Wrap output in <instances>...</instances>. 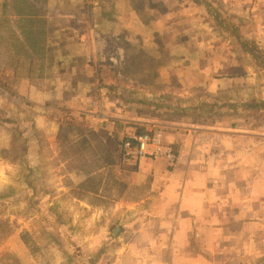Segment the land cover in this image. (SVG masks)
Segmentation results:
<instances>
[{"label":"rangeland","instance_id":"obj_1","mask_svg":"<svg viewBox=\"0 0 264 264\" xmlns=\"http://www.w3.org/2000/svg\"><path fill=\"white\" fill-rule=\"evenodd\" d=\"M63 3L61 9L75 12L78 2ZM132 4L154 31L103 34V46L94 51L97 86L105 87L102 75L111 81L103 96L91 99L101 104L114 99L120 107L113 110L116 121L104 116L106 106L99 112L93 101L84 105L81 100L82 111L50 113L57 120L51 123L48 42L42 32L48 0H0V264H100L106 259L107 235L115 237L111 229L119 220L112 210L95 207L125 194L128 173L115 166L112 154L131 132L160 133L163 139L157 125L147 128L118 118L165 126L236 115L225 113L226 106L257 100L262 106L264 0ZM100 25L104 29L109 22ZM109 90L118 95L108 98ZM248 109L239 118L263 125L264 110ZM94 216L111 217L105 238L96 241Z\"/></svg>","mask_w":264,"mask_h":264},{"label":"crops","instance_id":"obj_2","mask_svg":"<svg viewBox=\"0 0 264 264\" xmlns=\"http://www.w3.org/2000/svg\"><path fill=\"white\" fill-rule=\"evenodd\" d=\"M52 1L48 0V12L42 16V32L48 42V122H57L50 113L82 111V100L84 105L93 101L91 106L98 105L99 112L107 109L104 116L113 123L117 119L113 110L117 113L120 109L117 102L106 98L101 104L91 99L96 93L103 96L111 79L102 75L105 87L97 86L94 51L103 46L99 41L103 34L113 38L125 29L134 36H145L154 31L153 23L141 20L134 0H115L112 11L109 6L113 2L76 0L75 12L61 9L67 0ZM89 1L93 5L86 9ZM102 21L109 22L105 30ZM114 94L109 90L107 96L113 98ZM257 101L231 109L226 106L225 113L234 116L225 114L196 123L179 121L164 126L155 120L118 118L125 124L159 126L163 141L173 148L176 158L174 162L165 157L126 162L119 150H114L115 166L128 172L125 194L103 202V206L86 204L110 209L119 220L111 229L115 237L107 235L108 253L100 264H261L264 124L237 115L245 108L263 112ZM102 106L107 108L102 110ZM108 219L111 217H93L95 241L105 238Z\"/></svg>","mask_w":264,"mask_h":264},{"label":"built area","instance_id":"obj_3","mask_svg":"<svg viewBox=\"0 0 264 264\" xmlns=\"http://www.w3.org/2000/svg\"><path fill=\"white\" fill-rule=\"evenodd\" d=\"M119 154L124 161H138L142 158L165 157L174 162L176 153L165 143L160 133L150 131L131 132L119 143Z\"/></svg>","mask_w":264,"mask_h":264},{"label":"trees","instance_id":"obj_4","mask_svg":"<svg viewBox=\"0 0 264 264\" xmlns=\"http://www.w3.org/2000/svg\"><path fill=\"white\" fill-rule=\"evenodd\" d=\"M260 104V103H259ZM262 106L264 107V101H262ZM12 145H13V143H12Z\"/></svg>","mask_w":264,"mask_h":264}]
</instances>
